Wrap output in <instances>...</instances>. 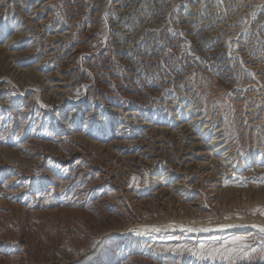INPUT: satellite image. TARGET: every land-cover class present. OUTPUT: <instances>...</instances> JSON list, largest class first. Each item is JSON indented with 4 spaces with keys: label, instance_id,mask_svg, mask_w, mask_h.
Wrapping results in <instances>:
<instances>
[{
    "label": "rangeland",
    "instance_id": "1",
    "mask_svg": "<svg viewBox=\"0 0 264 264\" xmlns=\"http://www.w3.org/2000/svg\"><path fill=\"white\" fill-rule=\"evenodd\" d=\"M262 229L264 0H0V264H264Z\"/></svg>",
    "mask_w": 264,
    "mask_h": 264
},
{
    "label": "bare ground",
    "instance_id": "2",
    "mask_svg": "<svg viewBox=\"0 0 264 264\" xmlns=\"http://www.w3.org/2000/svg\"><path fill=\"white\" fill-rule=\"evenodd\" d=\"M120 6V5H119ZM126 13V12H125ZM126 15V14H125ZM122 28V27H121ZM210 32V31H209ZM203 35V34H202ZM53 38V37H52ZM205 42V41H204ZM222 48V47H221ZM220 48V49H221ZM214 52V51H213ZM225 57V56H224ZM218 59V58H217ZM220 59V58H219ZM228 60V59H227ZM223 61V60H222ZM224 63V62H223ZM253 66H255V65H253ZM256 67V66H255ZM224 74H225V72H224ZM219 78V77H218ZM231 78V77H230ZM220 87V86H219ZM219 89V88H218ZM248 110V109H247ZM208 120V119H207ZM206 127V126H205ZM224 135V132H223V130H221V129H219V131H218V133L217 134H215V136H214V138H212L213 139V141H212V143L214 144H218V143H220V142H222V136ZM226 146V144H221L220 143V145H217L216 146V148H215V152H217V151H219V150H221L222 148H224ZM100 175V174H99ZM108 182V181H107Z\"/></svg>",
    "mask_w": 264,
    "mask_h": 264
},
{
    "label": "snow or ice",
    "instance_id": "3",
    "mask_svg": "<svg viewBox=\"0 0 264 264\" xmlns=\"http://www.w3.org/2000/svg\"><path fill=\"white\" fill-rule=\"evenodd\" d=\"M191 230H193V231H195V229H191ZM204 231H207V229H203ZM262 230H264V229H262Z\"/></svg>",
    "mask_w": 264,
    "mask_h": 264
}]
</instances>
